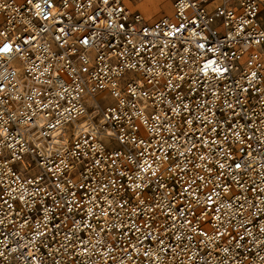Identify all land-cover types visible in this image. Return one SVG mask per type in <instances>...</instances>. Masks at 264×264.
Returning a JSON list of instances; mask_svg holds the SVG:
<instances>
[{
    "label": "built area",
    "instance_id": "1",
    "mask_svg": "<svg viewBox=\"0 0 264 264\" xmlns=\"http://www.w3.org/2000/svg\"><path fill=\"white\" fill-rule=\"evenodd\" d=\"M172 5L0 0V264H264V0Z\"/></svg>",
    "mask_w": 264,
    "mask_h": 264
},
{
    "label": "rangeland",
    "instance_id": "2",
    "mask_svg": "<svg viewBox=\"0 0 264 264\" xmlns=\"http://www.w3.org/2000/svg\"><path fill=\"white\" fill-rule=\"evenodd\" d=\"M132 3H129L128 1V7L131 10H140L142 11L146 16L149 18H157L162 15H168L171 12L172 8V2L173 0H159L156 6L151 7L148 10L142 9V7L139 5V2L142 0H132Z\"/></svg>",
    "mask_w": 264,
    "mask_h": 264
},
{
    "label": "bare ground",
    "instance_id": "3",
    "mask_svg": "<svg viewBox=\"0 0 264 264\" xmlns=\"http://www.w3.org/2000/svg\"><path fill=\"white\" fill-rule=\"evenodd\" d=\"M128 1H129V3H132L133 2L132 0H127V2ZM158 1L159 0H142L141 2H139V5L142 7V9L148 10V9H150L153 6H156V4L158 3ZM171 12H172V8H171Z\"/></svg>",
    "mask_w": 264,
    "mask_h": 264
},
{
    "label": "snow or ice",
    "instance_id": "4",
    "mask_svg": "<svg viewBox=\"0 0 264 264\" xmlns=\"http://www.w3.org/2000/svg\"><path fill=\"white\" fill-rule=\"evenodd\" d=\"M11 49L8 47V46H5L4 48H3V51L4 52H8V51H10Z\"/></svg>",
    "mask_w": 264,
    "mask_h": 264
}]
</instances>
